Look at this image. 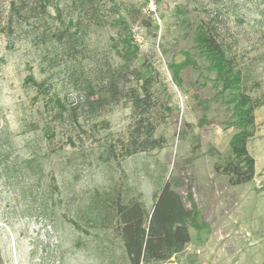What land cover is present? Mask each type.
Returning a JSON list of instances; mask_svg holds the SVG:
<instances>
[{"label":"rangeland","instance_id":"obj_1","mask_svg":"<svg viewBox=\"0 0 264 264\" xmlns=\"http://www.w3.org/2000/svg\"><path fill=\"white\" fill-rule=\"evenodd\" d=\"M198 25L264 102V0H0L3 264H124L113 201L136 196L150 210L172 177L208 228L189 227L186 248L161 264H264V104L247 142L255 175L232 185L215 165L229 158L237 131L233 102L198 55ZM128 31L137 47L129 70L154 76L150 107L132 105L126 73L119 101L93 114L83 85L96 88L120 66ZM184 59L193 64L180 67ZM138 115L162 146L126 155L122 145L145 132L136 131Z\"/></svg>","mask_w":264,"mask_h":264},{"label":"trees","instance_id":"obj_2","mask_svg":"<svg viewBox=\"0 0 264 264\" xmlns=\"http://www.w3.org/2000/svg\"><path fill=\"white\" fill-rule=\"evenodd\" d=\"M87 1L93 2V0ZM11 7L14 12H18L13 4ZM119 24L127 30L128 23L122 16H119ZM127 33L129 38L123 40L124 45L119 54L122 60L120 66L112 70L96 88L86 82L83 85L86 91L82 105L93 114L119 101L123 93L122 87L125 86L121 78L126 77V73H130L135 82L134 86H128L125 93L132 105L142 112L150 107V88L154 76L136 67L129 70V64L137 55V47L130 41V32ZM193 38L198 55L208 60L209 67L215 71L216 84L221 87L218 93L229 91L233 102L232 124L237 127V131L232 134L228 142L229 158L223 166L215 165V169H220L222 173L228 175V181L232 185L248 182L255 175V160L248 152L247 142L253 135L254 110L264 102L260 101V98H252L247 93L240 69L236 68L232 58L227 56L223 44L209 27L198 25L194 30ZM189 64H193V61L184 59L179 66ZM34 85L41 89L43 84L34 82ZM142 122L143 118L138 115L136 131H139L140 125H144ZM144 128L143 134L138 132L130 136L122 145L126 155L162 146L163 140L153 136L152 124L145 123ZM192 151L195 149L192 148ZM213 151L215 150L211 147L209 152ZM182 186L185 185L181 177H172L165 181L153 194L150 210L136 196L127 199L117 196L113 201L111 221L120 239L124 264L165 263L186 248L190 241L189 227L197 230L208 228V225L198 221V210L189 192L187 199L190 206L186 205L177 189ZM186 189H189V186ZM0 264H3L1 260Z\"/></svg>","mask_w":264,"mask_h":264}]
</instances>
